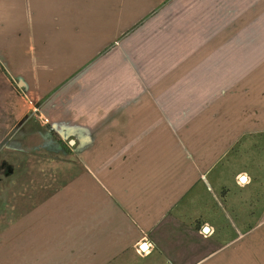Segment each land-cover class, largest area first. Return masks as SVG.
<instances>
[{
    "label": "crops",
    "instance_id": "1",
    "mask_svg": "<svg viewBox=\"0 0 264 264\" xmlns=\"http://www.w3.org/2000/svg\"><path fill=\"white\" fill-rule=\"evenodd\" d=\"M167 1L0 0V145L38 126L83 153L61 186L4 211L0 264H264V160L257 192L239 198L257 222L227 240L208 223L234 216L219 168L264 135V86L246 102L223 82L232 43L156 47L142 30ZM95 70L102 80H85Z\"/></svg>",
    "mask_w": 264,
    "mask_h": 264
},
{
    "label": "rangeland",
    "instance_id": "2",
    "mask_svg": "<svg viewBox=\"0 0 264 264\" xmlns=\"http://www.w3.org/2000/svg\"><path fill=\"white\" fill-rule=\"evenodd\" d=\"M152 18L155 21H152L149 27L145 26L142 32L155 34L154 43L159 48L174 47L176 43L180 44L178 45L180 48L203 49H211L219 44H221L220 48L227 43L234 44L233 54L231 52L228 57L223 56V61L220 63L233 64L234 74L229 73V78L224 77L223 82L230 85L233 77L239 87L238 98H245L246 102L256 100L253 98L259 96V87L264 86V0H168L155 11ZM218 38L220 40L216 41ZM147 42L138 44V41H132L128 42L127 46L134 49L138 45L137 49H143L150 47L145 45ZM93 79H100L98 70H95L90 77L86 76L85 80ZM94 91L93 95H96L99 89ZM68 93L71 94V91L69 90ZM66 94L67 92H64V95L68 96ZM207 94L203 93L204 96ZM50 96L51 94L44 98L42 103L49 100ZM261 97L264 99V95ZM223 108L226 112L230 111L228 105ZM30 123L29 121L27 125ZM23 127L22 125L19 131L16 130L15 134L8 137V141L0 145V228L7 222V218L3 216L5 210L7 212L15 208L17 211L21 208V203L23 204L22 199L27 200L30 197L32 199L33 195L37 194L45 195L61 186L62 182L73 173L80 171L83 153L81 147L80 152L76 153L78 143L70 144L74 137L63 136L60 146L54 139L50 140L41 134L40 127L32 126L30 141L27 143L22 141L20 144L18 140L26 134ZM247 139L244 144L245 146L249 144L250 148L243 147L240 149L241 152L232 153L230 158L224 160V165L227 167L219 168V179L225 186V191L230 192V204L235 211L231 219L215 216L208 223L213 227L221 228L222 236L226 240L235 235L232 224L238 226L244 221L255 223L258 220L257 210L251 217L243 216L244 210L239 198L246 193L257 192V187L253 185L258 183L262 171L259 165L264 160V135L252 134ZM19 149L22 151L17 152ZM85 154L91 158V161H98L100 156L99 152ZM74 155L76 156L73 157ZM119 155L113 152L107 153L109 159ZM71 160L75 162V167L69 164ZM8 170L10 172L6 174ZM262 174L264 175V169ZM240 175H248V181L240 182ZM249 182L252 184L248 185ZM13 195L16 197L12 198L11 203L6 200ZM20 198L22 199L18 201ZM209 208L211 207L208 205L205 210Z\"/></svg>",
    "mask_w": 264,
    "mask_h": 264
},
{
    "label": "bare ground",
    "instance_id": "3",
    "mask_svg": "<svg viewBox=\"0 0 264 264\" xmlns=\"http://www.w3.org/2000/svg\"><path fill=\"white\" fill-rule=\"evenodd\" d=\"M246 181H247L246 176L240 178V182L245 183ZM143 249H146V247L144 246Z\"/></svg>",
    "mask_w": 264,
    "mask_h": 264
},
{
    "label": "water",
    "instance_id": "4",
    "mask_svg": "<svg viewBox=\"0 0 264 264\" xmlns=\"http://www.w3.org/2000/svg\"><path fill=\"white\" fill-rule=\"evenodd\" d=\"M19 86H20V87H23V86H24V84H23L22 81H19ZM203 230L206 232V231H208V228H207V227H204Z\"/></svg>",
    "mask_w": 264,
    "mask_h": 264
},
{
    "label": "trees",
    "instance_id": "5",
    "mask_svg": "<svg viewBox=\"0 0 264 264\" xmlns=\"http://www.w3.org/2000/svg\"><path fill=\"white\" fill-rule=\"evenodd\" d=\"M248 140V139H247ZM246 139H245V141H247ZM240 144H242V143H240ZM237 152V150L235 151V153ZM232 153H234V152H232ZM238 154V153H237Z\"/></svg>",
    "mask_w": 264,
    "mask_h": 264
},
{
    "label": "flooded vegetation",
    "instance_id": "6",
    "mask_svg": "<svg viewBox=\"0 0 264 264\" xmlns=\"http://www.w3.org/2000/svg\"><path fill=\"white\" fill-rule=\"evenodd\" d=\"M10 171L8 170L7 172H6V174H8Z\"/></svg>",
    "mask_w": 264,
    "mask_h": 264
}]
</instances>
